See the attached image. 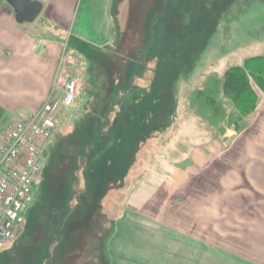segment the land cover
I'll return each instance as SVG.
<instances>
[{
    "label": "rangeland",
    "instance_id": "rangeland-1",
    "mask_svg": "<svg viewBox=\"0 0 264 264\" xmlns=\"http://www.w3.org/2000/svg\"><path fill=\"white\" fill-rule=\"evenodd\" d=\"M162 1L115 0L117 32L107 53L73 57L68 75L77 81V98L61 112L26 221L0 249V264H48L52 251L54 261L66 264L62 248L75 221L71 252H81L84 231L92 233L69 264H264V115L252 124L258 110L245 114L241 132L228 124L220 132L190 105L192 92L212 74L223 76L249 55L264 57V0H166V7ZM253 87L262 97L264 91ZM194 119L198 125L190 126ZM197 128L226 142L234 169L247 170L245 178H232L245 187L233 197L250 203L240 230L227 240L217 232V246L207 241L216 247L184 249L183 239L167 238L162 229L149 232L145 226L151 224L128 213L119 223L131 212L128 196L148 170L150 155L171 156L175 150L167 144L182 143L178 135ZM119 224L131 228V245L114 238ZM256 230L263 236H243Z\"/></svg>",
    "mask_w": 264,
    "mask_h": 264
},
{
    "label": "crops",
    "instance_id": "crops-1",
    "mask_svg": "<svg viewBox=\"0 0 264 264\" xmlns=\"http://www.w3.org/2000/svg\"><path fill=\"white\" fill-rule=\"evenodd\" d=\"M1 1L5 5L0 3V105L7 112L3 128L6 129L48 99L55 85L60 57L64 54L86 59L104 57L115 41L117 29L113 14L115 0H40L43 3L40 16L34 23L25 25L16 23L10 6ZM39 19L43 22H38ZM40 23L42 31L38 28ZM253 56L259 55H249L244 60ZM262 97L252 124L264 115ZM196 120L189 125H198ZM178 137L182 143L167 144L170 151L175 150L171 156L150 155L148 170L128 196L131 212L124 213L119 223L128 213V218L135 222L151 224L144 225L149 232L162 229L167 232V238L183 239L184 249L200 247L201 243L217 246V232L226 240L232 237L234 231L240 230L239 222L246 221L242 220L243 214L250 212L248 198L233 197L235 189L245 188L242 182L234 183L233 176L243 179L242 174L247 170L241 166L243 170L234 169L227 159L232 150L209 130L200 133L197 128L191 135L182 131ZM130 229L118 226L114 238L123 236L120 242L126 240L131 245ZM260 235L263 233L258 230L243 234L251 238ZM81 252L79 249L77 253L71 252L69 246L62 248L66 264L72 262L74 253L79 256ZM47 260L48 264H61V260H53V251Z\"/></svg>",
    "mask_w": 264,
    "mask_h": 264
},
{
    "label": "built area",
    "instance_id": "built-area-1",
    "mask_svg": "<svg viewBox=\"0 0 264 264\" xmlns=\"http://www.w3.org/2000/svg\"><path fill=\"white\" fill-rule=\"evenodd\" d=\"M69 56L60 58L48 99L23 120L11 124L0 139V249L21 231L48 142L57 135L62 110L77 98V81L68 75L75 59ZM54 88L62 95L54 96Z\"/></svg>",
    "mask_w": 264,
    "mask_h": 264
},
{
    "label": "trees",
    "instance_id": "trees-1",
    "mask_svg": "<svg viewBox=\"0 0 264 264\" xmlns=\"http://www.w3.org/2000/svg\"><path fill=\"white\" fill-rule=\"evenodd\" d=\"M162 2L163 6L166 7L167 1ZM151 40L149 43L152 42ZM253 83L264 91V57L262 56L247 58L242 66L227 70L223 76L218 73L212 74L203 87L192 92L190 96L191 108L195 110L196 114L203 117L211 127L220 132L224 124L230 125L236 132H241L244 128L242 129L240 122L245 114L257 111L258 100H260ZM156 87L158 88L154 84V92ZM160 99L154 97L153 102H158L159 107H163L164 103ZM155 118L152 120L157 122ZM6 122L7 112L0 105V134ZM152 124L154 125V123ZM161 124L155 123L156 130L161 128ZM79 223V221L73 223L65 246H69L68 242L71 241L73 233L78 230ZM91 233L92 231L89 232L90 235H85L84 231V236L80 242L82 248L86 245L88 238L91 237Z\"/></svg>",
    "mask_w": 264,
    "mask_h": 264
},
{
    "label": "water",
    "instance_id": "water-1",
    "mask_svg": "<svg viewBox=\"0 0 264 264\" xmlns=\"http://www.w3.org/2000/svg\"><path fill=\"white\" fill-rule=\"evenodd\" d=\"M12 9L16 23L32 24L40 16L43 3L40 0H4Z\"/></svg>",
    "mask_w": 264,
    "mask_h": 264
}]
</instances>
